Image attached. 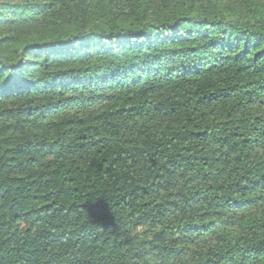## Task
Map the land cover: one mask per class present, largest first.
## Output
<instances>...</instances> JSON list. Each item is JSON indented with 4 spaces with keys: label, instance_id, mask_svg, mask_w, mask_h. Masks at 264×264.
<instances>
[{
    "label": "trees",
    "instance_id": "1",
    "mask_svg": "<svg viewBox=\"0 0 264 264\" xmlns=\"http://www.w3.org/2000/svg\"><path fill=\"white\" fill-rule=\"evenodd\" d=\"M0 264H264V0H0Z\"/></svg>",
    "mask_w": 264,
    "mask_h": 264
}]
</instances>
